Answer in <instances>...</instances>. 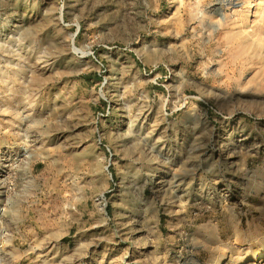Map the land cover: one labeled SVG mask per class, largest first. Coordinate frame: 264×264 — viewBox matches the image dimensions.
I'll return each instance as SVG.
<instances>
[{
  "label": "rangeland",
  "instance_id": "1",
  "mask_svg": "<svg viewBox=\"0 0 264 264\" xmlns=\"http://www.w3.org/2000/svg\"><path fill=\"white\" fill-rule=\"evenodd\" d=\"M263 251L264 0H0V264Z\"/></svg>",
  "mask_w": 264,
  "mask_h": 264
},
{
  "label": "bare ground",
  "instance_id": "2",
  "mask_svg": "<svg viewBox=\"0 0 264 264\" xmlns=\"http://www.w3.org/2000/svg\"><path fill=\"white\" fill-rule=\"evenodd\" d=\"M231 248H232V245L229 244L227 246V248H226V251H230ZM262 257H264V251L263 252L256 253V255L253 258L254 260H251V261L242 260V261H245V264H256L255 260L261 259ZM228 258H229V254L225 253L221 258L217 259V261L215 262V264H225Z\"/></svg>",
  "mask_w": 264,
  "mask_h": 264
}]
</instances>
